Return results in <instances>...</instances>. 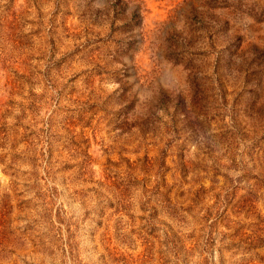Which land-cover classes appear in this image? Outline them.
I'll list each match as a JSON object with an SVG mask.
<instances>
[{
	"label": "rangeland",
	"instance_id": "1",
	"mask_svg": "<svg viewBox=\"0 0 264 264\" xmlns=\"http://www.w3.org/2000/svg\"><path fill=\"white\" fill-rule=\"evenodd\" d=\"M0 264H264V0H0Z\"/></svg>",
	"mask_w": 264,
	"mask_h": 264
}]
</instances>
